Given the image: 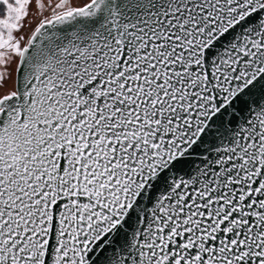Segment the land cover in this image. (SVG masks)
I'll use <instances>...</instances> for the list:
<instances>
[{"label":"snow or ice","instance_id":"1","mask_svg":"<svg viewBox=\"0 0 264 264\" xmlns=\"http://www.w3.org/2000/svg\"><path fill=\"white\" fill-rule=\"evenodd\" d=\"M0 264H264V0H0Z\"/></svg>","mask_w":264,"mask_h":264},{"label":"rangeland","instance_id":"2","mask_svg":"<svg viewBox=\"0 0 264 264\" xmlns=\"http://www.w3.org/2000/svg\"><path fill=\"white\" fill-rule=\"evenodd\" d=\"M55 2V0H54ZM45 3H47V0H45ZM77 3H79V0H77ZM47 13H45L46 15ZM36 19L37 22H38V19H39V15L35 12V6L33 5V7L30 9V16H29V20H33V19ZM28 21H25V24L27 25ZM33 27H34V24H33ZM24 32L25 33H30L31 32V29L28 28V27H25L24 29ZM12 67H15V65L13 64ZM9 83V86H11V81L8 82Z\"/></svg>","mask_w":264,"mask_h":264},{"label":"trees","instance_id":"3","mask_svg":"<svg viewBox=\"0 0 264 264\" xmlns=\"http://www.w3.org/2000/svg\"><path fill=\"white\" fill-rule=\"evenodd\" d=\"M29 34V33H28Z\"/></svg>","mask_w":264,"mask_h":264},{"label":"water","instance_id":"4","mask_svg":"<svg viewBox=\"0 0 264 264\" xmlns=\"http://www.w3.org/2000/svg\"><path fill=\"white\" fill-rule=\"evenodd\" d=\"M30 34V33H29Z\"/></svg>","mask_w":264,"mask_h":264}]
</instances>
